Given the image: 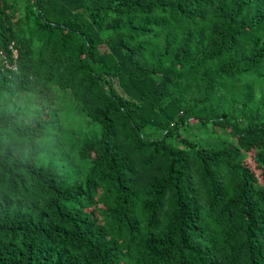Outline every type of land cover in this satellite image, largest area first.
Segmentation results:
<instances>
[{"label": "trees", "instance_id": "obj_1", "mask_svg": "<svg viewBox=\"0 0 264 264\" xmlns=\"http://www.w3.org/2000/svg\"><path fill=\"white\" fill-rule=\"evenodd\" d=\"M0 0V264H264V0ZM50 1V0H47ZM248 78H253L254 84ZM69 92L27 117L22 95ZM191 123L226 127L206 149ZM147 134V135H145ZM102 188L103 216L84 207Z\"/></svg>", "mask_w": 264, "mask_h": 264}, {"label": "rangeland", "instance_id": "obj_2", "mask_svg": "<svg viewBox=\"0 0 264 264\" xmlns=\"http://www.w3.org/2000/svg\"><path fill=\"white\" fill-rule=\"evenodd\" d=\"M45 3L52 4L53 1L46 0ZM248 80L253 84L255 83L253 78H248ZM53 95L56 98L54 105H49L47 103L40 104V102L37 100V97L34 95H22L21 105L23 106L26 116L37 117L39 111L41 112L43 108H45L47 115H50L49 113L54 110H58V114L62 117L65 128H79V123L77 122L78 119L75 117L73 112L74 102L70 97V93L54 90ZM224 128L226 129V127ZM224 128L209 127L205 129L196 127L193 123H191L189 128L181 131V134L183 137L195 141L197 144L206 149H217L225 145H236V139L231 137ZM242 146H245L243 149L244 158L242 160V166L245 167L248 175L252 177L253 181H255L258 185L263 186L264 170L260 168L255 161V146L249 144L247 141H243ZM107 207V195L102 190V188H100L93 200L84 207V210L86 213L91 214L94 225L102 234L103 239L108 243L116 245V247L124 253L126 252V249L123 235H117L112 230H110V225L103 216V213L107 210Z\"/></svg>", "mask_w": 264, "mask_h": 264}, {"label": "built area", "instance_id": "obj_3", "mask_svg": "<svg viewBox=\"0 0 264 264\" xmlns=\"http://www.w3.org/2000/svg\"><path fill=\"white\" fill-rule=\"evenodd\" d=\"M9 50L11 52L10 58L3 51H0V67L7 70H16L14 62L18 57L17 50L12 45L9 46Z\"/></svg>", "mask_w": 264, "mask_h": 264}]
</instances>
